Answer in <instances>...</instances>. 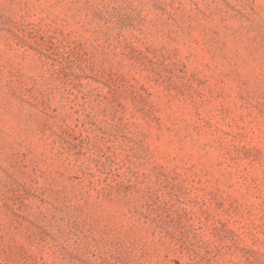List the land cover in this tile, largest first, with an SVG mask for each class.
<instances>
[{"label":"rangeland","instance_id":"1","mask_svg":"<svg viewBox=\"0 0 264 264\" xmlns=\"http://www.w3.org/2000/svg\"><path fill=\"white\" fill-rule=\"evenodd\" d=\"M0 264H264V0H0Z\"/></svg>","mask_w":264,"mask_h":264}]
</instances>
